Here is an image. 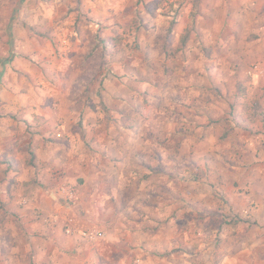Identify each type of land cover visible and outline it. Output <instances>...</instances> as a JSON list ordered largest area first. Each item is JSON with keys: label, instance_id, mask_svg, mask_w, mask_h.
<instances>
[{"label": "rangeland", "instance_id": "1", "mask_svg": "<svg viewBox=\"0 0 264 264\" xmlns=\"http://www.w3.org/2000/svg\"><path fill=\"white\" fill-rule=\"evenodd\" d=\"M172 1L175 0H0V210L11 208L4 200L7 197L16 199L17 207H26L32 205L28 199L36 190L51 188L58 192V185L52 187V183H46L45 174L41 172L48 159L44 152L46 147L51 146L53 152L68 148L74 155L92 150L103 152L105 156L113 149L120 150L123 140L130 151L142 150L146 142L145 158L141 153L145 164L166 161L171 157L169 152L174 153L171 158L177 155L180 144L176 143L172 149L164 143L167 138L162 132L179 127L181 133L192 134L187 138L193 140L187 149L191 153L179 157L187 167H179L176 174L179 176L168 181L164 180L165 170L163 173L162 170L145 172L131 163L129 168L122 169L115 160L113 167L117 170L114 174L118 173L122 178L120 183L125 184L119 187L112 183L106 187L103 183L101 186L102 192L107 188L113 191L117 204L114 214L110 211L106 214L109 212L110 218L120 221L126 216L134 221L136 216L141 218L148 211L163 209L162 215L174 212V224L181 227L187 219L191 220L195 229L188 257L195 264H217L223 254L232 257L240 251V242L232 239L236 231H232L231 226L236 228L244 215L239 216L238 210H232L228 200L218 191L215 201L219 207L211 202L208 226L215 232L206 235V241L215 244L212 249L198 247L205 240V233L197 234L203 231L202 225L205 226V197L190 196V190L196 192L205 186V165L210 166L216 160L212 153L205 154L199 147L205 130H212L216 137L226 125L241 128L235 115L238 99L253 100L264 107V73L262 76L250 73L255 65L264 63V0H200L195 28L185 43L180 37L188 22L192 0H182L174 24L167 13ZM116 35L128 36L130 46L112 56L106 54L109 48H97L92 56L86 57L97 36L106 39ZM90 63L97 71L87 79L86 105L81 110L83 105L76 103L75 110L65 114L64 105L75 102L71 97V83L76 78L83 79L81 71L89 68ZM241 81L246 88L244 96L239 88L236 89ZM198 85L203 87L202 91H196ZM233 93L236 100L230 104ZM201 94L205 96L201 110L206 115L222 113L221 121L216 120L218 123L201 122V114H194L196 109L192 112L193 120L186 118L187 112L193 110L187 102L191 97L201 99ZM173 100L180 107L175 106ZM229 105L234 108L230 109ZM45 111L52 113L51 123L44 118ZM80 114L82 118L78 120ZM261 116L259 113L255 118ZM258 121L248 130L250 133L262 130ZM81 129L86 131L87 140L91 135L98 136L88 140L92 142H87L90 150L85 145L83 151L79 145V140L85 141V137L77 136ZM124 133H128V138H123ZM223 139L220 135L219 140ZM37 148L42 150L39 156L35 155L34 172L27 173L29 179L21 181L18 175L24 172L23 167L33 168L26 160ZM154 152L156 155L152 154ZM245 153L248 157L247 150ZM251 158L250 162H260L252 153ZM9 163L18 167L17 173L10 171ZM105 166L112 167L111 164ZM108 169L102 171L105 178L112 173ZM180 175H185L187 180ZM93 179L81 178L75 191L79 185L88 196L97 188ZM63 193L64 198L60 199L67 204L76 199L73 186L68 193ZM110 204L113 202H108ZM143 206L144 212L141 211ZM32 210L40 212L38 208ZM68 217L73 218L71 214ZM97 227L87 229H100ZM260 228H255L252 234L247 226L245 238L252 234L258 241L263 240ZM103 233L100 241L107 236ZM159 235L163 239L167 237L177 248L179 244L174 239L183 238L180 232ZM119 238L124 240L125 237L119 235ZM259 247L252 250L259 256L257 264L264 263V245ZM137 248L133 247L132 253L139 256L172 260L185 257L180 252L178 256L170 255L175 253L172 248L140 252ZM248 256L242 255V261L256 264L255 258L248 260Z\"/></svg>", "mask_w": 264, "mask_h": 264}, {"label": "crops", "instance_id": "2", "mask_svg": "<svg viewBox=\"0 0 264 264\" xmlns=\"http://www.w3.org/2000/svg\"><path fill=\"white\" fill-rule=\"evenodd\" d=\"M88 84L89 82L86 84L87 92H85V95L79 101L71 92V97L75 102L72 105L71 103L70 105H64L63 112L65 114L70 110H75L73 108L76 103L83 105L80 108L81 110L85 107L84 105H86V101L88 100ZM72 85L73 82L71 83V87ZM243 85L244 83L241 81V83L237 84L236 89L239 88L244 96L246 88ZM102 89L103 88H101V90ZM195 89L196 91H202L203 87L198 85ZM234 93L230 97V104L236 100ZM193 94L197 95L198 93L194 92ZM99 102L105 107L102 101ZM172 103L180 107L177 101ZM204 103V94H201V99L191 97V100L187 102V104H189L190 109L193 108V110L187 112L186 118L193 120L192 112L196 109L194 114H201L200 116L196 115V117H200L201 122L207 123L214 121L213 123H218L219 120L221 121L219 118L222 116V113L220 115H206L204 111L201 110ZM237 103L238 107L235 113L237 118L236 123L241 128L226 125L224 129H222V133H217L216 137H214L212 130H205L204 140L199 147H202V151H205V154L212 153L216 160L212 162L213 164H210V166L208 164L205 165V186H202L196 192L190 190V196L193 194V196L200 195L205 197V226L202 225V232H197V234L205 233V240L198 245L199 248L206 247L212 249L215 244V242L208 241L211 242V244H209L206 241L208 240L206 235L215 232L213 228L210 229L208 226L210 213L212 212V210H210V204L211 202L216 203L215 199L218 194L216 191L223 194L228 200L229 206L233 208L232 210H238L239 216H241V214L244 215L240 217L241 220L237 223L236 228L231 226L232 231H236V235L232 236V239L240 242V251L234 256L232 255V257H226L224 254L221 257L218 255L220 258L217 259V264H247L242 261V255L247 254H249L248 260L255 258L254 262L257 264L258 255L252 253V250H255L258 245H260V247L264 245V235L261 241L253 237L255 235H252L255 233V228L259 226L261 227L260 233H264V161H262V159H264V116L262 115L260 118H255L256 120L251 124H246L238 118L240 115L239 113L242 111L241 106H251L257 102H253V100L248 102L244 99H238ZM229 106L230 109L234 108V105ZM260 109L264 110V107L261 105ZM47 113L48 112L45 111L44 118H46L47 123H51L52 113ZM80 118H82L81 114L78 120ZM170 120L177 121L174 118ZM257 120H259V124H262V130L259 133L252 134L249 131L256 126L254 124H256L255 122ZM179 130V127H177L174 130H165L162 132V136L167 138L164 143L168 146L172 148L176 143L180 144V151L177 155L171 158L174 153L169 152L171 155L169 160H149L150 162L146 164V160H141V153L145 158L146 142H144L145 146L142 150L134 149L130 151L129 147L123 144L126 143L123 140L121 149H127L126 151L113 149V151L106 152L105 156L103 152L92 150L84 154L77 153L74 155L68 148H64L63 146L64 149L60 148L58 151L54 152L51 146L46 147L44 152L48 159H46L47 162L43 163L44 167L41 172L45 174L44 180L46 183H52V187L54 184L58 185V192L56 193L51 190V188H45L44 191L36 190L34 193L35 195L33 194L32 197L28 199L32 205L26 207H17L16 199L9 197L4 198L5 202H9L7 206L11 208L0 210V264H195L193 259L188 257V253H190L191 256L190 251L193 248L192 239L194 236L193 230L195 229V224L190 222L191 220L188 221L187 219L185 226L181 227L180 225L174 224V212H165V215H162L161 211L163 209H155V211H148V209V212L141 215V218L136 216V220L134 221L130 220L127 216V218H124L127 222H123L124 220L120 221L119 218L116 219L115 217L110 218V213L107 212L106 214V211H110L111 214L116 212L114 208L117 206L116 202H114L115 195L113 191H108V188L105 192L101 190L103 183L106 187L110 186L112 183H115L119 187L125 184L123 181L120 183L119 180L122 178L119 177L118 173L114 174V171L117 170L113 167L115 160L119 161L122 169L124 166L129 168V164L131 163L132 166H136L134 168L143 169L145 172L146 170H162L163 173L165 170L167 175H164V180L169 181V178L173 179L178 177L179 175L176 174L179 169H185L187 167V165L181 162L179 157L183 156L185 153H191L190 150L187 149L192 146L191 141H193L190 138L189 141L187 139L189 136L192 137V134L186 135V133H181ZM85 132L86 131L83 132V129H81L77 133L79 138L85 137V141L79 140V145L83 151L85 145L90 150L87 145L89 139L98 138V136L92 137L91 135L87 140L88 136L85 135ZM246 133L250 135L247 136ZM220 135L224 138L223 140H219ZM123 138H128V133H124ZM54 143H56L55 140L53 141V144ZM88 143L92 142L89 141ZM41 150V148H37L33 151L34 164L28 165L33 166V168L29 169L23 167L24 172L18 175L21 181L29 179L27 173L33 174L35 169V155L39 156ZM246 150L249 153L248 157L245 153ZM251 153L255 160L259 159L260 162H250V159H252ZM152 154L156 155L155 152ZM130 158H132V161H130ZM57 159L59 161H57ZM162 163L164 165H162ZM106 164H111L112 167L108 169L105 166ZM9 169L13 173L18 172V167L16 166L12 167L11 165ZM50 169L53 171H50ZM105 169L112 172L108 178H105L104 172H102ZM185 175H180V177L186 179ZM113 176H115V179L112 178ZM87 177H94L96 180H93L97 183L96 185L93 183L97 188L89 193L88 196L85 192H82L79 185L77 187L78 191H75V186L81 178L86 179ZM48 185L50 187V184ZM72 186L75 192L73 196H75L76 199L72 204H67L60 198L64 196L63 192L68 193L69 188ZM102 195L106 198L104 201L107 205L103 204ZM108 202H113V204L108 205ZM215 206L219 207L218 203H216ZM33 208H38L40 210L39 214L32 210ZM143 208H145V206L142 207L141 211H143ZM158 208H160V206ZM192 213H194V209ZM70 214L74 218V226L77 230L98 226L107 235L105 240L98 243H89L81 239L76 232L65 233V221ZM176 217H178V213ZM134 225H136V227ZM247 226L250 228L249 233L252 234H248V238H245L248 230ZM216 229L218 230V227H216ZM120 232L121 234H119ZM175 232H180V234L183 235V238L174 239V241L179 244L178 248L175 247L173 242L168 240L167 237L163 239L159 235V233ZM114 234H116V237H114ZM119 235H122L123 238L125 237L124 240L120 239ZM135 246L138 247L137 249L139 252L143 251V249L150 251L172 248L175 249L173 250L175 253H171L170 255L173 254L178 256L177 252H180L185 255V257L179 256V259L172 260L166 257L156 259L142 255L139 256L135 255L134 252L132 253V248ZM137 249H134V251Z\"/></svg>", "mask_w": 264, "mask_h": 264}, {"label": "trees", "instance_id": "3", "mask_svg": "<svg viewBox=\"0 0 264 264\" xmlns=\"http://www.w3.org/2000/svg\"><path fill=\"white\" fill-rule=\"evenodd\" d=\"M39 2H44L48 0H37ZM199 3L200 0H192V7L189 12L188 16V22L181 34V41L182 43H185L187 39L189 38L190 33L194 30L195 28V20L196 16L198 14L199 10ZM182 4V0H175L172 2H169V9L167 11L168 15L172 16L171 24L175 23V18L177 15V12ZM138 25V24H137ZM137 28V26L135 27ZM130 46L128 42V36H113L110 38H99L98 36L95 39V43L91 46L90 51L87 53L86 57L92 56V52L97 49H103L106 50L109 48V50L106 52L107 55L112 56L113 54L123 51L125 48H128ZM97 67H94L91 63L89 68H86L84 71H81V78H76L75 81L73 82V85L71 87V91L74 94V97L79 100L84 96L85 91L87 90V87L85 85L87 84V79H90L92 75L97 71ZM87 81V82H86ZM84 87V88H83ZM83 89V90H82ZM260 105L258 103H255L247 108H242V111L239 113L240 119L246 123V124H251L254 121V118L260 113L264 116V110L262 109L259 111ZM29 159L26 160V164L28 165H33L34 160H33V153H30ZM11 166V164L9 163Z\"/></svg>", "mask_w": 264, "mask_h": 264}, {"label": "built area", "instance_id": "4", "mask_svg": "<svg viewBox=\"0 0 264 264\" xmlns=\"http://www.w3.org/2000/svg\"><path fill=\"white\" fill-rule=\"evenodd\" d=\"M254 75H261L264 73V63L255 65L252 72H250ZM65 231L67 233L76 232L81 238L86 240L87 242H97L104 238V233L100 229H79L77 230L74 226V220L73 218L69 217L66 219V226Z\"/></svg>", "mask_w": 264, "mask_h": 264}]
</instances>
